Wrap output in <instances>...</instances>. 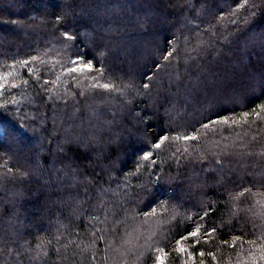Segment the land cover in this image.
Segmentation results:
<instances>
[{
  "label": "trees",
  "instance_id": "trees-1",
  "mask_svg": "<svg viewBox=\"0 0 264 264\" xmlns=\"http://www.w3.org/2000/svg\"><path fill=\"white\" fill-rule=\"evenodd\" d=\"M161 256L264 264V0H0V264Z\"/></svg>",
  "mask_w": 264,
  "mask_h": 264
},
{
  "label": "snow or ice",
  "instance_id": "snow-or-ice-1",
  "mask_svg": "<svg viewBox=\"0 0 264 264\" xmlns=\"http://www.w3.org/2000/svg\"><path fill=\"white\" fill-rule=\"evenodd\" d=\"M88 67H89V69L91 68L90 65H88ZM105 87H107V85H105ZM165 139H166V138H165ZM156 146L159 147V144L156 145ZM159 261H160V264H164V257H163V256L159 257Z\"/></svg>",
  "mask_w": 264,
  "mask_h": 264
},
{
  "label": "rangeland",
  "instance_id": "rangeland-1",
  "mask_svg": "<svg viewBox=\"0 0 264 264\" xmlns=\"http://www.w3.org/2000/svg\"><path fill=\"white\" fill-rule=\"evenodd\" d=\"M88 65H90V64H88Z\"/></svg>",
  "mask_w": 264,
  "mask_h": 264
}]
</instances>
